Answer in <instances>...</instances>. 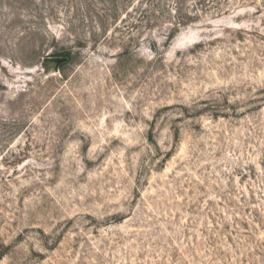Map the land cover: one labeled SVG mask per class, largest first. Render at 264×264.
<instances>
[{
    "label": "rangeland",
    "instance_id": "rangeland-1",
    "mask_svg": "<svg viewBox=\"0 0 264 264\" xmlns=\"http://www.w3.org/2000/svg\"><path fill=\"white\" fill-rule=\"evenodd\" d=\"M0 264H264V0H0Z\"/></svg>",
    "mask_w": 264,
    "mask_h": 264
},
{
    "label": "water",
    "instance_id": "water-1",
    "mask_svg": "<svg viewBox=\"0 0 264 264\" xmlns=\"http://www.w3.org/2000/svg\"><path fill=\"white\" fill-rule=\"evenodd\" d=\"M50 59L53 60V61H55L56 63H62V62L67 61V57H63V58H61V57L51 58L50 57Z\"/></svg>",
    "mask_w": 264,
    "mask_h": 264
},
{
    "label": "trees",
    "instance_id": "trees-1",
    "mask_svg": "<svg viewBox=\"0 0 264 264\" xmlns=\"http://www.w3.org/2000/svg\"><path fill=\"white\" fill-rule=\"evenodd\" d=\"M51 58H56V57H51Z\"/></svg>",
    "mask_w": 264,
    "mask_h": 264
}]
</instances>
